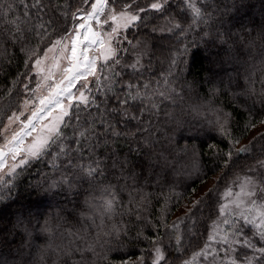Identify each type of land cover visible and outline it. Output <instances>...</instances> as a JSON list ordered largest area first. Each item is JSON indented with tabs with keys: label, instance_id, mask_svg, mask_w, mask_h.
I'll use <instances>...</instances> for the list:
<instances>
[{
	"label": "snow or ice",
	"instance_id": "snow-or-ice-1",
	"mask_svg": "<svg viewBox=\"0 0 264 264\" xmlns=\"http://www.w3.org/2000/svg\"><path fill=\"white\" fill-rule=\"evenodd\" d=\"M173 3L175 15L169 13ZM218 9L219 3L213 0H145L143 3L142 0H78L74 9L71 3L64 6L56 0L0 3V64L5 58L12 59L8 55L9 47L17 50L19 45L18 50L26 57L24 67L35 70L22 75L42 77L36 89L24 85L25 91H31L33 96L23 101V110H13L6 116V122L0 116V201L12 197L15 178L35 169V175L41 179L30 185V195L35 193L39 198L41 192L45 195L51 192L79 196L78 189L86 184L100 195L101 217L112 219L116 206H122V201L117 199L120 182L127 187L131 180L136 188L139 178H147L143 168L140 172L136 170L143 157H149L148 168L154 174L150 150L159 142V118L161 115L171 118L167 105L175 103L182 94L183 89L178 90L177 84L189 49H193V55L201 52L195 46V39L187 44L184 41L190 33L201 40L208 37L206 26L213 22L214 10ZM149 12L160 14L166 22L163 27L154 26L152 31L171 32L178 44L167 70L159 76L142 62L144 54L133 43L136 37L130 40L127 35L132 28L150 20ZM68 15L72 26L57 29L59 18ZM45 43L46 46L40 47ZM33 44L36 47H29ZM49 53L58 55L52 57V66L45 69ZM61 61H66L67 66L55 80L53 68H60ZM261 85L264 103V79ZM42 86L47 88V94L35 95ZM29 105H32L31 113L22 119ZM259 124L264 126V119ZM220 129L227 134V116L220 121ZM254 129L256 121L252 120L248 130ZM260 140H264V131H258L242 147H235L239 140L232 138L233 149L237 154L252 153ZM122 144L127 145V152ZM232 155V151L226 153L228 159ZM225 175L217 176L203 193L197 194L195 185L204 184L206 177L194 180L186 189L192 199L183 215L169 226L175 251L183 249L186 254L181 264H264V158L256 157L242 176L237 175L220 190L219 183ZM213 195L218 197V215L212 220L211 230H206L204 243L188 256L181 225L195 237L198 213ZM136 203L139 206L141 200ZM129 208L131 216L136 209L131 204ZM136 219L144 218L137 213ZM101 227L104 230L98 233V238L77 251L103 255L97 248H104L105 236L119 240L128 234L126 224L121 222H113L111 228L102 222L97 225L98 229ZM145 239L151 245L147 258L139 256L129 261L121 257L120 264H168L172 253L164 247L161 238ZM47 247L51 248V244ZM38 264H44L43 251Z\"/></svg>",
	"mask_w": 264,
	"mask_h": 264
},
{
	"label": "trees",
	"instance_id": "trees-1",
	"mask_svg": "<svg viewBox=\"0 0 264 264\" xmlns=\"http://www.w3.org/2000/svg\"><path fill=\"white\" fill-rule=\"evenodd\" d=\"M9 2L12 0H0L4 4ZM56 2L64 6L71 3L74 9L78 0ZM213 2L219 3V9L214 10L213 22L206 26L210 35L201 40L190 33L184 41L187 44L195 39V46L201 52L193 55V49H189L177 84L178 90L183 89L182 94L175 103L167 105L166 111L172 113L171 118L163 115L159 118V142L150 150L154 174L148 168L149 157H143L136 170L140 172L143 168L147 178H139L136 188L132 187L134 182L131 180L127 187L121 181L117 199L122 201V206H116L112 219H103L98 211L100 195L86 184L78 189L79 196L41 192L38 198L29 191L30 185L41 178L35 175V169L22 172L15 178L12 197L0 201V260L3 264H38L41 251L44 264H120L121 257L129 261H135L139 256L147 258L151 245L145 237L156 236L172 253L168 264H181L186 258L183 249L175 251L169 226L183 215L192 199L186 192L188 186L198 178L206 177L207 180L212 175L217 177L226 173L219 183L220 190H223L225 184L237 175L242 176L256 157L264 158V140L255 144L252 153L237 154L232 143V138H237L239 143L235 147H242L258 131H264V127L258 129L259 120L264 119V103L260 96L261 80L264 79V0ZM169 13L175 15V3ZM147 16L150 20L132 28L127 35L130 40L136 37L133 43L144 54L142 62L159 76L169 66L170 57L178 46L177 38L171 32H153L154 26L163 27L166 22L157 13L149 12ZM72 24L68 15L60 17L56 26L57 29L70 28ZM44 46L46 43L40 47ZM19 47L16 46L17 50L9 47L8 55L12 59L5 58L0 64V116H4L5 122L7 115L15 109L22 110L23 101L32 98L33 93L25 91L24 85L36 89L39 81L37 75L27 78L22 75L34 71L24 67L26 57ZM225 116L227 134L220 129V121ZM252 120L256 121V129L248 130ZM252 131L255 133L250 136ZM122 148L127 152V145L122 144ZM229 151L233 152L231 159L226 156ZM225 161L228 167H225ZM200 186L196 183L197 192ZM137 193L141 195L137 196ZM217 199L216 195L211 196L206 201L207 206L198 213L195 237L181 225L188 256L207 238L206 230H211L212 220L218 215ZM137 200H141L139 206ZM130 204L136 209L131 216L128 214ZM137 213L144 219L138 221ZM102 222L108 228L113 222L124 223L128 234L119 240L105 236L104 248H97V252L103 255L77 251L98 238V233L104 229H98L97 225ZM49 244L51 248L47 247Z\"/></svg>",
	"mask_w": 264,
	"mask_h": 264
},
{
	"label": "rangeland",
	"instance_id": "rangeland-1",
	"mask_svg": "<svg viewBox=\"0 0 264 264\" xmlns=\"http://www.w3.org/2000/svg\"><path fill=\"white\" fill-rule=\"evenodd\" d=\"M145 48L147 49L148 46L145 45ZM56 55H58V53H49L48 54V59H46L45 60V63H44V68L45 69H47V68H49V67L52 66V64H53L52 57L53 56H56ZM66 66H67V62L66 61H61L60 68H53V71L55 73V76H54V79L55 80H58L60 78V76L62 75L61 69L63 67H66ZM33 71H35V70L33 69ZM37 77H38L39 81H41L42 77L41 76H37ZM46 94H47V88L46 87H43V86L40 88L39 91L36 92V95H46ZM31 108H32V105H29V110L25 114L30 115ZM27 115H25L24 118H26ZM24 118H22V119H24ZM263 127L264 126L260 125L258 129H261ZM254 133H255V131H252L250 133V136H252ZM215 179H216V175H212L211 177H209L204 184H201L200 188L198 189L197 194H200L201 192H204L207 188H209L213 184V182L215 181ZM177 214H179V212Z\"/></svg>",
	"mask_w": 264,
	"mask_h": 264
}]
</instances>
